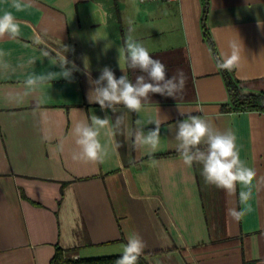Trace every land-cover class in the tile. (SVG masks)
I'll return each mask as SVG.
<instances>
[{"label": "crops", "instance_id": "crops-1", "mask_svg": "<svg viewBox=\"0 0 264 264\" xmlns=\"http://www.w3.org/2000/svg\"><path fill=\"white\" fill-rule=\"evenodd\" d=\"M6 11L20 34L0 37V264H50L57 245L75 249L74 257L121 255L133 234L149 264H264V110L233 109L217 67L235 44L240 61L227 72L245 90L264 91V0H25L19 10L0 0ZM129 34L166 65L168 78L182 72L184 89L151 94L139 113L102 110L89 100L90 79L105 66L117 78L122 69L133 81L142 74L119 51ZM49 72L56 79L25 86ZM92 115L112 121L121 145L103 163L72 159V130ZM189 115L235 133L256 172L250 186L228 195L205 182L202 165L183 163L175 131ZM137 119L145 132L160 122L155 152L134 144ZM241 190L251 191L246 205ZM232 208L245 214L234 219Z\"/></svg>", "mask_w": 264, "mask_h": 264}, {"label": "clouds", "instance_id": "clouds-1", "mask_svg": "<svg viewBox=\"0 0 264 264\" xmlns=\"http://www.w3.org/2000/svg\"><path fill=\"white\" fill-rule=\"evenodd\" d=\"M25 0H13V7L21 9ZM131 29L129 32L131 33ZM20 34V22L11 11L0 14V37L8 35L15 38ZM230 53H222L217 62V67L223 70H232L240 61L238 47L232 44ZM127 67L138 70L135 80H130L127 72L117 78L114 72L107 66L101 70L99 77L90 82L95 85L90 92V102L98 103L100 108L110 109L113 113L117 105H123L130 112L139 113L143 104L149 100L151 94L174 97L182 92L185 86V78L182 72H178L171 78L167 77L166 65L159 59H154L148 49L131 34L125 38L124 48ZM46 56L47 52L44 53ZM3 52H0V57ZM34 61H30L32 63ZM67 60L61 57L60 68L62 77L71 78V69L67 68ZM4 68L8 65L4 64ZM56 79V73L49 72L46 76H30L25 81V86L31 88L38 83ZM183 116L184 114L180 112ZM121 118H116L115 126H119ZM153 129L147 132L140 119L135 121L137 131L134 136V144L146 148L149 153L158 150L160 145V122L150 121ZM77 151L72 154L73 160H86L103 163L112 153H118L121 147L115 140V131L112 121L105 117L92 115L75 124L73 130ZM107 138V143H101V134ZM50 140V137H44ZM177 141L176 150L180 153L183 163L192 167L194 163L202 165L201 175L205 182L224 190L228 195L236 194L237 185L248 187L256 177L255 170L241 159L234 132L219 131L210 121L195 115H189L177 122L175 131ZM109 145L111 147H109ZM63 150L62 143L58 145ZM251 198V191L241 190L239 200L241 204H247ZM250 210V209H248ZM229 215L234 219H240L245 210L229 209ZM146 245L137 234L130 235L123 246L122 254L116 260V264H138V260Z\"/></svg>", "mask_w": 264, "mask_h": 264}, {"label": "trees", "instance_id": "trees-1", "mask_svg": "<svg viewBox=\"0 0 264 264\" xmlns=\"http://www.w3.org/2000/svg\"><path fill=\"white\" fill-rule=\"evenodd\" d=\"M223 73L230 91L233 109L244 110L255 108L264 110V91H247L227 70H223ZM74 252L75 249L57 245L50 264H116V260L120 256L74 257ZM138 264H149L144 254H141Z\"/></svg>", "mask_w": 264, "mask_h": 264}, {"label": "built area", "instance_id": "built-area-1", "mask_svg": "<svg viewBox=\"0 0 264 264\" xmlns=\"http://www.w3.org/2000/svg\"><path fill=\"white\" fill-rule=\"evenodd\" d=\"M141 2H166V1H172V0H139Z\"/></svg>", "mask_w": 264, "mask_h": 264}]
</instances>
